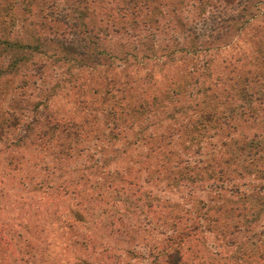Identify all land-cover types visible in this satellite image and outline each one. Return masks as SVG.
<instances>
[{
	"label": "rangeland",
	"instance_id": "1",
	"mask_svg": "<svg viewBox=\"0 0 264 264\" xmlns=\"http://www.w3.org/2000/svg\"><path fill=\"white\" fill-rule=\"evenodd\" d=\"M126 1L0 0V264H264V0Z\"/></svg>",
	"mask_w": 264,
	"mask_h": 264
},
{
	"label": "trees",
	"instance_id": "2",
	"mask_svg": "<svg viewBox=\"0 0 264 264\" xmlns=\"http://www.w3.org/2000/svg\"><path fill=\"white\" fill-rule=\"evenodd\" d=\"M149 1L151 0H127L125 6L123 8L122 6L118 7L117 10L119 9L120 11H123L122 15H124L126 11H131L132 13H134V15H136L138 13L137 11L141 8L142 4L144 2H149ZM229 1L231 0H215V2H222L223 4H226ZM197 2H199V0H197Z\"/></svg>",
	"mask_w": 264,
	"mask_h": 264
}]
</instances>
